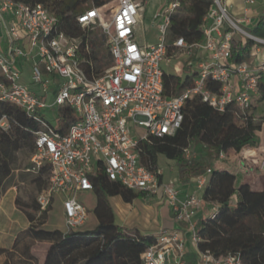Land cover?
<instances>
[{
    "label": "built area",
    "instance_id": "1",
    "mask_svg": "<svg viewBox=\"0 0 264 264\" xmlns=\"http://www.w3.org/2000/svg\"><path fill=\"white\" fill-rule=\"evenodd\" d=\"M115 1L108 19L104 5L94 4L76 16L81 28L99 27L113 61L103 73L90 76L83 66L85 54L90 53L88 39L67 36L60 30L57 17L41 3L0 0V102L16 106L39 125L30 131L34 151L25 171L36 174L49 166L47 185L36 198L38 212L49 210L55 195L60 194L65 232L78 229L88 218L78 194L91 191L90 174L102 171L133 192L150 196L161 191L175 222L181 225L159 230L154 242L140 255L142 264H241L237 253L215 256L208 250H197L191 262L187 243L196 245L200 239L196 216L211 203L197 192L182 196L180 186L173 180L161 181L159 171H149L141 163L140 151L141 143L150 136L176 132L183 120L184 105L194 96L218 111L233 102L241 113L247 112L252 95L257 93V74L264 72V59L253 65L232 62L231 40L239 33L243 39L264 45L263 38L244 28L256 0H245L238 18L228 13L223 0H213L203 18L204 41L189 44L183 37L173 40L174 51L185 58L200 48L207 53L196 62L193 84L177 96L163 94V64L173 58L168 54V32L170 15L179 1L158 0L159 7L152 17L157 40L144 45L137 41L136 29L150 0ZM194 64L193 60L187 61L189 67ZM233 75L239 83H233ZM26 78L28 82L23 80ZM208 78L221 84L219 92L206 87ZM51 105L73 110L76 120L66 132L58 130L59 109L55 124L44 116ZM8 127V117L3 114L0 129ZM184 155L191 160L195 153L188 147ZM223 156L220 153L219 157ZM210 171L208 168L207 173ZM205 179V174L197 177L198 191ZM211 205L210 213L215 210Z\"/></svg>",
    "mask_w": 264,
    "mask_h": 264
},
{
    "label": "trees",
    "instance_id": "2",
    "mask_svg": "<svg viewBox=\"0 0 264 264\" xmlns=\"http://www.w3.org/2000/svg\"><path fill=\"white\" fill-rule=\"evenodd\" d=\"M27 3H41L58 19L60 30L67 36H81L88 39L90 53L85 54L84 69L88 75H99L109 68L113 61L108 47H103L105 39L92 29L81 28L76 16L90 3L103 6L110 0H19ZM179 6L170 15L168 54L175 47L171 45L176 37H183L187 43H202L205 39L203 18L213 0H178ZM89 5V6H90ZM251 34L264 38V18L250 29ZM256 44L250 38L242 42L231 40V61L234 63L251 60ZM194 53L189 60L194 58ZM89 62V63H88ZM184 76L163 68V94L177 96L190 87L196 72H189L187 63L183 65ZM206 87L219 92L221 84L208 78ZM257 93L251 97L250 108L241 113L235 104L228 103L223 111H218L199 96L188 99L183 108V120L173 135L150 136L141 143V163L154 173H158L159 156L174 160L180 181L196 179L206 175L205 183L197 193L215 210L197 219L199 241L196 245L187 243L189 253L210 251L215 256L237 253L241 264H264V191L252 190L248 183H238L237 175L227 170L212 169L211 161L228 150L239 151L244 145H255L256 131L264 122V109L256 120L255 111L264 108V72L257 74ZM8 117L7 130L0 129V191L4 181L10 176L15 153L28 149L34 151V135L30 132L39 128L37 122L26 116L16 106L0 102V117ZM76 120L69 107L59 109L58 130L66 132ZM195 148L196 155L188 160L184 149ZM211 171L207 173V169ZM49 166H44L34 174V181L47 180ZM33 174V173H32ZM161 180V173L158 174ZM92 191L96 195L94 213L98 222L91 229L71 231L48 230L29 225L25 233L34 240L51 242L42 264H142L140 255L154 242V234H144L139 230L125 231L114 221V213L107 202V196L119 195L123 201L132 202L143 196L125 188L117 181L110 180L102 171L90 174ZM45 188V187H44ZM42 188L41 190H43ZM18 199H16L17 202ZM28 218H31L28 215ZM189 245L193 248L190 250ZM193 258V257H192ZM194 259V258H193ZM192 259L191 262L194 263Z\"/></svg>",
    "mask_w": 264,
    "mask_h": 264
},
{
    "label": "rangeland",
    "instance_id": "3",
    "mask_svg": "<svg viewBox=\"0 0 264 264\" xmlns=\"http://www.w3.org/2000/svg\"><path fill=\"white\" fill-rule=\"evenodd\" d=\"M89 5L90 3L85 4L84 8H87ZM115 6V0H110L103 6L106 19H108ZM158 7V0H150L149 3L145 5L136 29L137 41L142 45L152 44L157 40V30L155 26H153L152 17ZM236 10L237 9L232 10L228 8V13L231 16H235L234 11ZM90 29L102 36L99 27ZM25 47L29 49L28 44H26ZM103 47L106 48L107 44L104 43ZM188 60L189 58L179 56L172 60L170 64H164L163 68L166 71L175 72L183 77L185 74L182 68ZM192 60H194V58ZM25 68L28 72L29 68L27 65H25ZM191 71L189 72L191 73ZM23 80L28 82L27 78ZM53 89V85L49 87L48 101L50 103H52L53 96L51 92ZM58 109L59 107L57 105H51L47 109L49 114L44 115L52 124H55L58 120ZM263 109L264 108L260 106L255 111L254 115L256 120L259 119ZM141 130L142 129H140V131ZM133 131H135L134 128ZM191 149L193 152L198 150V148ZM29 157L30 152L26 148L15 153L11 174L5 179L4 188L0 191V264L43 263L51 242L34 240L29 237L24 232L29 225L35 228H45L48 230L60 229L65 231L63 224L62 195H55L49 210L44 213L38 212L36 198L41 189L46 187L47 180H40L35 183L34 174L25 171L29 164ZM158 165V171L161 173V177L166 181L177 179L178 170L174 160L167 159L160 155ZM22 181H24V183H21ZM28 182L34 184H28ZM11 187L17 189L16 196L13 195V190L9 191ZM16 199H18L17 202ZM78 200L86 207L88 212V218L83 228L91 229L98 222V218L94 213L96 195L92 190L81 192L78 194ZM107 202L114 213L115 223L121 226L125 231L131 232L137 229L149 233H156L159 231L158 229L161 223V214L159 213L161 203L159 195L147 196L146 198L137 197L132 202H125L119 195H113L107 196ZM28 215L31 218H28ZM201 217H205V215L203 214ZM192 255L194 258L196 257L195 254Z\"/></svg>",
    "mask_w": 264,
    "mask_h": 264
},
{
    "label": "crops",
    "instance_id": "4",
    "mask_svg": "<svg viewBox=\"0 0 264 264\" xmlns=\"http://www.w3.org/2000/svg\"><path fill=\"white\" fill-rule=\"evenodd\" d=\"M223 1L226 3L228 8H231L232 10L237 9L236 11H234V15H235L233 16L234 18H238L239 16L242 15L243 9L246 6L245 0H223ZM249 17H250V22L245 23L244 25V28L246 30L255 26L261 18H264V0L255 1V4L250 8ZM234 37L239 38L242 42H244L245 40L241 35L237 33L234 34ZM172 54H173L172 60L178 58L179 56L180 57L182 56V54H180V52L177 51H174ZM194 55L196 57V58L194 57L193 60L195 62L194 66L191 68L188 66L189 71L192 70L191 72L197 70L196 62L199 59L204 58L207 55V53L204 49L200 48L194 51ZM251 55H252L251 60L248 63L252 65L257 64L258 62L264 59V47L263 46L254 47L252 49ZM232 81L234 84L239 83V79L236 75L232 76ZM256 137H257V141L255 145H250V144L244 145L239 151H234L232 149L228 150L227 152L224 153V156L222 158L218 157L212 159L210 167L212 169H217V170H227L237 175L238 183L241 182L248 183L252 188V190L264 191V122L261 124L260 130L256 131ZM170 180L175 181L180 186L182 196L185 195L186 193L199 192L196 187V182L194 178L182 182L179 180L177 176V179H170ZM170 180L166 181L163 177L161 178V181L163 182H168ZM21 183H24V181H22ZM28 184H34V183L28 182ZM10 190H13V195L16 196L17 189L15 187H11L9 191ZM142 195L143 196L141 197L143 198L147 197V195L145 194ZM158 195L161 203L159 210V213L161 214V219H160L161 223H160V228L158 230L180 228L181 225L175 222L174 215L170 207L166 204L163 193L161 191H158L156 194L150 196H158ZM211 206H212L211 204L205 206L198 213L199 214L198 217L203 216V214L205 216L209 214L211 212ZM140 232L144 234H154V235L157 233V232L149 233L144 231H140ZM189 248L190 250L193 249L191 245H189ZM192 254L193 253H188V256L191 258V260L194 258Z\"/></svg>",
    "mask_w": 264,
    "mask_h": 264
}]
</instances>
